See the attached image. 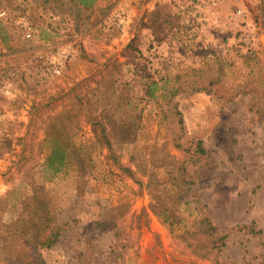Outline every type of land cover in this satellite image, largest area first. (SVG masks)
I'll return each instance as SVG.
<instances>
[{
  "label": "rangeland",
  "instance_id": "1",
  "mask_svg": "<svg viewBox=\"0 0 264 264\" xmlns=\"http://www.w3.org/2000/svg\"><path fill=\"white\" fill-rule=\"evenodd\" d=\"M0 144V235L36 186L62 226L43 264H264V0H0Z\"/></svg>",
  "mask_w": 264,
  "mask_h": 264
},
{
  "label": "trees",
  "instance_id": "2",
  "mask_svg": "<svg viewBox=\"0 0 264 264\" xmlns=\"http://www.w3.org/2000/svg\"><path fill=\"white\" fill-rule=\"evenodd\" d=\"M77 1L83 8L89 9L98 0H74ZM169 16V15H168ZM170 18V17H169ZM152 24H157L156 21H152ZM155 28V27H154ZM156 30V29H155ZM220 68L218 69V71ZM218 81V79H216ZM150 91L151 97L154 96V92ZM108 123H99L101 127L100 139L105 145L110 146V136L106 134L107 127L116 133V139L119 141L125 140V130L122 129L126 124L121 121V117L113 115L106 117ZM50 138L54 137L51 133H46ZM55 138V137H54ZM57 145L52 149L47 162L56 163L59 165H48L54 172H58L62 167V161L64 158L63 148L57 138H55ZM60 143V144H59ZM5 145V144H4ZM194 150L192 154H198L203 156L206 152L202 147V141L193 142ZM175 147L181 150L182 145L175 143ZM6 150L3 148V144H0V157L4 155ZM80 165L82 163H79ZM138 171L143 175H147V183L145 187L150 191H155L157 186L156 177L153 172H148L146 169H142L141 166L137 167ZM82 170V169H81ZM206 171L200 173V177L207 176ZM130 176L132 172L130 171ZM139 184H143L139 181ZM156 199H159L154 195ZM160 200V199H159ZM164 221H169L171 217L167 215V211H158ZM54 211L50 204V200L41 186H36L33 189V193L26 200L22 202V209L19 217L12 220L6 225L5 231L0 235V261L6 264H43L39 253L41 250L52 248L59 240L62 226L56 222L54 217ZM253 223L243 227L246 232L254 234ZM217 236L218 251H221L223 241L226 236Z\"/></svg>",
  "mask_w": 264,
  "mask_h": 264
},
{
  "label": "built area",
  "instance_id": "3",
  "mask_svg": "<svg viewBox=\"0 0 264 264\" xmlns=\"http://www.w3.org/2000/svg\"><path fill=\"white\" fill-rule=\"evenodd\" d=\"M240 14V12H239ZM26 38H30L31 37V34L30 32L28 31L25 35ZM244 41L246 42V44H250V45H253V43L249 42L248 43V39H244ZM249 46V45H248ZM67 54L64 52V51H61L59 54H58V59H57V62H59V65L65 61L67 59ZM56 72H58V69L55 70Z\"/></svg>",
  "mask_w": 264,
  "mask_h": 264
}]
</instances>
